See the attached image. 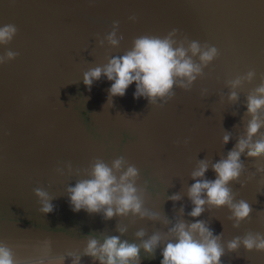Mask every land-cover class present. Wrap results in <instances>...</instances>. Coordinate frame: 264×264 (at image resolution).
Segmentation results:
<instances>
[{
	"label": "water",
	"instance_id": "1",
	"mask_svg": "<svg viewBox=\"0 0 264 264\" xmlns=\"http://www.w3.org/2000/svg\"><path fill=\"white\" fill-rule=\"evenodd\" d=\"M132 15L135 23L129 20ZM116 20L124 36L120 47H97V36L103 38ZM9 23L19 32L7 48L0 47V55L9 49L20 55L0 66V241L19 258L36 259L44 241H51L50 257L82 253L89 233L119 235L118 224L129 229L121 239L133 240L140 228L147 230L145 239L156 230L167 232L171 225L159 222L137 219L132 224L131 217L105 221L99 214L73 212L66 188L75 186L76 178L58 176V164L84 169L95 158L110 164L121 154L140 170L138 187L143 188L145 179L153 187L161 185L160 195L145 193L148 210L174 220L183 206L182 219L195 222L188 216L192 204L186 194L175 205L164 201L165 196L186 193L194 183L189 175L196 161H218L243 133L245 96L264 75V0H0V26ZM173 28L219 50V58L191 92L176 89L163 108L151 107L144 98H133V84L111 107L106 104L111 87L106 78L91 91L84 86L83 72L106 63L108 55H122L135 37L163 36ZM249 70L256 71V80L241 90L239 104H229L225 82ZM202 89L207 97L202 98ZM224 132L233 138L222 146ZM241 159L247 170L241 177L245 187H231L237 199L251 205L249 219L234 229L227 209H206L197 218L215 235L223 232L225 243L248 231L264 233V183L259 175L247 180L257 166H264V159ZM206 178L214 180L215 173L209 169ZM37 187L53 197L51 214L39 212L33 193ZM163 247L154 259L141 252L140 264H160ZM65 264H72L71 259ZM81 264L98 262L83 257ZM222 264H264V254L241 248L226 253Z\"/></svg>",
	"mask_w": 264,
	"mask_h": 264
},
{
	"label": "clouds",
	"instance_id": "2",
	"mask_svg": "<svg viewBox=\"0 0 264 264\" xmlns=\"http://www.w3.org/2000/svg\"><path fill=\"white\" fill-rule=\"evenodd\" d=\"M129 20L135 23L137 17L132 15ZM119 30L120 21L116 20L103 38L97 36V47L118 49L124 40ZM18 32L15 24L0 26V47L7 48ZM19 55L17 51L7 50L0 55V66L16 60ZM218 58L219 50L214 45L190 40L179 29L173 28L163 36L142 34L135 37L131 48L122 55H108L106 63L83 72L82 81L89 91L102 78L111 82L106 102L111 107L114 98L124 97L127 89L135 84L134 99L144 98L151 107L163 108L175 98L176 89L191 92L195 82L205 77V69ZM256 78V71L249 70L227 80L225 87L229 89L228 103L239 104L241 90L245 85L253 84ZM259 79V84L245 96L247 111L241 122H244L245 117L247 120L243 133L236 137L234 147L216 162L211 158L197 160L189 175L194 183L186 187V193L169 195L167 192L165 196L164 201L170 200L175 205L186 194L192 204L188 216L195 222L188 223L182 219L183 206L174 220L169 219L164 212L161 215L148 210L145 207V193L160 195L161 185L157 183L153 187L145 179L143 188L138 187L140 170L130 164L123 154L118 155L110 164L95 158L84 169L73 168L70 162H61L55 173L61 177L67 175L76 178L75 186L66 188L73 212L83 210L89 215L99 214L105 221L114 217H131L132 224L138 219L171 227L167 232L156 230L147 239V230L140 228L134 233V239L128 240L121 239L127 234L128 227L118 224L116 231L119 235L89 233L85 237L87 244L82 253H67L58 257L49 256L51 241H44L37 249L41 256L36 259L19 258L10 245L0 241V264H65L66 259H71L72 264H81L83 257H89L98 264H140L141 252L146 258L154 259L156 250L161 245L164 247L160 264H222V257L226 253H238L241 248L248 253L264 254V233L248 231L225 243L223 232L215 235L207 222L197 219L206 209L209 212L227 209L230 213L227 219L232 222L234 229H238L253 211L246 200L237 199L238 192L231 185L239 183L241 188L245 187L241 183V177L247 170L241 157L253 161L264 159V75ZM80 81L74 84H79ZM201 96L207 97V89H202ZM84 99L86 103V98ZM88 114L92 116L95 113ZM224 133L222 146L233 138L231 132ZM184 143L186 145L188 141L185 140ZM176 144L179 145L180 141L177 140ZM209 169L215 173L214 180L206 178ZM257 175L261 177L260 182L264 183V166H257L255 174L249 175L247 180H253ZM33 193L40 204L39 212L45 216L51 214L54 205L49 192L37 187L33 189Z\"/></svg>",
	"mask_w": 264,
	"mask_h": 264
}]
</instances>
